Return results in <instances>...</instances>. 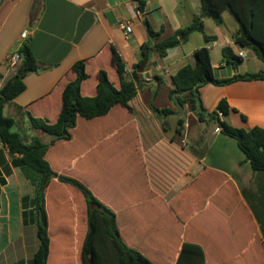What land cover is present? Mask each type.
Here are the masks:
<instances>
[{
	"label": "crops",
	"instance_id": "obj_1",
	"mask_svg": "<svg viewBox=\"0 0 264 264\" xmlns=\"http://www.w3.org/2000/svg\"><path fill=\"white\" fill-rule=\"evenodd\" d=\"M35 1L41 3L42 10L32 23ZM200 3L0 0V93L18 69L19 63L12 65L10 56L27 39L38 61L50 67L26 75V90L6 104V116L26 127L27 142L39 137L51 143L52 136L30 128L29 117L57 120L63 90L75 79L76 62L84 60L89 75L82 83V95H97L100 70H106L113 85L119 87L112 48L130 74L148 41L146 22L154 31L163 29L162 37L154 41L157 43L190 26L201 13ZM88 11L94 23L76 43L77 25ZM223 18V25H217L211 34L206 31L209 18L204 19V31L216 36L215 41L207 42L201 33H193L186 43L168 49L165 57L150 55L141 77L147 82L154 76L162 79L156 96L143 87L130 101L133 112L116 105L104 116L77 118L72 139L56 141L46 154L54 171L85 183L98 200L115 212L124 243L155 264H176L185 243L203 248L205 264H264V172H253L237 141L213 123L199 122L194 112L185 115L183 132L176 134L177 126L174 132H165L150 108L153 101L159 109L178 111L169 99L171 77L182 67L195 65V52L203 46L209 49L215 78L254 72L244 71L243 63L237 70L223 60L214 63L212 51L219 48L222 56L226 46L235 55L242 50L243 58L257 59L251 49L235 44L233 35L239 24L232 15L224 12ZM126 21L132 24L128 36L121 28ZM26 30L29 36L23 39ZM263 69L264 65L260 70ZM200 94L209 112L225 99L232 109L228 120L234 127L264 128V81L206 84ZM189 108L187 105L185 111ZM0 179L6 181L0 186V196L6 189L16 194L15 205L10 192L4 201L0 199V264H31L38 245L37 232L34 225L23 221L22 199L31 195L32 185L12 165L7 147L1 143ZM82 197L56 178L46 189L50 239L47 264H84L82 246L88 225Z\"/></svg>",
	"mask_w": 264,
	"mask_h": 264
},
{
	"label": "trees",
	"instance_id": "obj_2",
	"mask_svg": "<svg viewBox=\"0 0 264 264\" xmlns=\"http://www.w3.org/2000/svg\"><path fill=\"white\" fill-rule=\"evenodd\" d=\"M200 2L201 13L194 17L190 26L176 30L172 36L157 43L154 41L162 37L163 29L154 31L146 22L148 41L143 45L140 59L130 74L127 73L123 59L114 47L112 48V60L117 68L119 87L113 85L106 70H100L97 95L92 97L82 95V83L89 78V75L86 72V62L84 60L76 62L73 66L75 79L63 90L61 112L57 120L50 122L40 117L31 115L29 117L32 130H39L53 137V141L49 144L42 142L39 137L27 142L14 129V119L5 114L6 104L26 90L24 82L26 75L50 68L38 61L30 47V39L19 46L16 51L20 57L18 69L8 83V92L4 97L0 96V143L7 147L12 157V165L17 167L32 185L31 195L22 199L23 221L25 224L34 225L37 232L38 245L31 264H47L49 257V222L45 192L55 178L73 187L84 198L88 225V233L82 246L84 264H155L146 255L124 243L117 226L115 212L98 200L82 181L54 171L46 159V154L56 141L72 139V130L77 125V118L91 120L101 117L108 114L116 105L133 112L130 101L143 87L152 91V97L156 96L163 82L162 79L154 76L147 82L141 77L150 55L157 53L161 58L165 57L168 49L186 43L193 33H201L207 42L215 41L216 36H208L204 31L205 18L213 20L220 26L224 23L223 13H230L239 24L233 35L235 44L241 48L251 49L255 57L264 63V0H200ZM141 6L140 4V9ZM41 10V3L35 1L31 11L32 23L37 21ZM221 53L222 60L230 64L234 70H237L243 62L241 57L233 53L230 46L224 47ZM195 57V65L182 67L171 77L172 88L169 99L177 108L178 105H182L185 109L189 105L199 122L213 123L223 134L236 140L239 149L250 161L253 172H264V128H236L228 120L232 109L225 99L219 101L217 109L213 112L207 111L200 99V89L206 84L224 86L239 81H264V69L257 73L248 72L218 79L214 76V67L207 46L197 50ZM150 108L159 119L162 129L168 132L169 129L164 127L163 120L174 111L169 108L159 109L154 106L153 101L150 103ZM184 124L185 113L178 117L176 134L183 132ZM5 183L4 179H0V186ZM204 262L203 248L195 243H185L176 264H205Z\"/></svg>",
	"mask_w": 264,
	"mask_h": 264
},
{
	"label": "rangeland",
	"instance_id": "obj_3",
	"mask_svg": "<svg viewBox=\"0 0 264 264\" xmlns=\"http://www.w3.org/2000/svg\"><path fill=\"white\" fill-rule=\"evenodd\" d=\"M216 27H218L217 24L213 20L209 19L208 27H207L206 31H208V34H211V32H212L211 30L215 29ZM219 51H220L219 48H216V49H214L212 51V58H213L214 63H220L221 60H222V56H221ZM242 63L244 64L243 65L244 71H254V72L260 71V68H262L263 65H264V63L261 60H257L255 58H253V59L252 58L251 59L250 58H243V62ZM113 80H116V78L114 79V77H113ZM190 112H191L190 108L187 111H185V109H184L183 115H184V113L186 115V114H188ZM176 120H178L176 117L170 118V120H168V123L170 125L169 131L174 132V130H175L176 126H177ZM14 129L17 130L22 135V137L26 140V138L24 137L26 127L23 126L21 122H19V123L17 122L15 124V126H14ZM9 189H11V188H9ZM9 192H10V196H11V201H12L13 205H15L16 204V200H15V195L16 194L12 193V191H10V190L8 191L6 189L5 190V195L2 194V196H0V199L2 198V200L4 201V197L6 195H9ZM79 195L82 197V195L80 193H79ZM82 199H83V197H82ZM75 201L77 202V200H75ZM72 204L75 206L74 201H73ZM50 206H54L51 201H50Z\"/></svg>",
	"mask_w": 264,
	"mask_h": 264
},
{
	"label": "water",
	"instance_id": "obj_4",
	"mask_svg": "<svg viewBox=\"0 0 264 264\" xmlns=\"http://www.w3.org/2000/svg\"><path fill=\"white\" fill-rule=\"evenodd\" d=\"M93 23H94L93 14L89 11L84 13L79 24L77 25V32L75 37L76 43L79 42V40L82 38L85 32L89 29L90 25H92ZM8 88L9 86L5 87L4 90L0 93L1 97H4L6 95V92H8ZM183 112H184V107L182 105H178V111L167 115L163 120L164 127L168 129L170 127L168 120H170L172 116L181 117L183 115Z\"/></svg>",
	"mask_w": 264,
	"mask_h": 264
},
{
	"label": "built area",
	"instance_id": "obj_5",
	"mask_svg": "<svg viewBox=\"0 0 264 264\" xmlns=\"http://www.w3.org/2000/svg\"><path fill=\"white\" fill-rule=\"evenodd\" d=\"M131 23L126 21L124 22L122 25H121V28L124 32V34L126 36L130 35L132 33V27H131ZM29 36V31H24L22 33V38L23 39H27ZM237 55L241 58L245 57V54L241 51L237 52ZM10 62L12 65H17L19 62H20V57H19V54L17 52H14L11 56H10ZM220 128H218L219 130Z\"/></svg>",
	"mask_w": 264,
	"mask_h": 264
}]
</instances>
